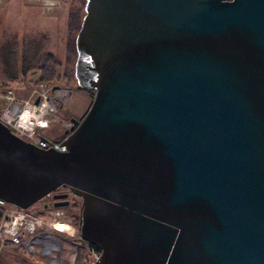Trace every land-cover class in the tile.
Instances as JSON below:
<instances>
[{
	"label": "water",
	"instance_id": "95a60500",
	"mask_svg": "<svg viewBox=\"0 0 264 264\" xmlns=\"http://www.w3.org/2000/svg\"><path fill=\"white\" fill-rule=\"evenodd\" d=\"M75 48L91 104L46 147L0 120V197L79 196L87 264H264V0H85Z\"/></svg>",
	"mask_w": 264,
	"mask_h": 264
},
{
	"label": "built area",
	"instance_id": "2783aa9c",
	"mask_svg": "<svg viewBox=\"0 0 264 264\" xmlns=\"http://www.w3.org/2000/svg\"><path fill=\"white\" fill-rule=\"evenodd\" d=\"M25 81L29 86L24 95L12 86L0 90V120L22 138L39 146H49L51 140L55 139L43 133L42 128L58 118L61 87L42 79ZM71 123L70 118L63 122L66 133ZM0 205V248L24 246L27 249L28 244L32 253H46L51 258H58L61 263L67 261L80 264L77 244L73 238L79 231L61 207L40 210L32 205L23 207L11 203L2 197ZM49 237L54 240H49ZM65 252H69L70 256L67 257L68 253Z\"/></svg>",
	"mask_w": 264,
	"mask_h": 264
},
{
	"label": "rangeland",
	"instance_id": "374dc122",
	"mask_svg": "<svg viewBox=\"0 0 264 264\" xmlns=\"http://www.w3.org/2000/svg\"><path fill=\"white\" fill-rule=\"evenodd\" d=\"M47 1L49 3L45 4L44 0H0V38L3 37L0 43L6 39V42H4L1 48L0 63L3 57L8 60L7 69L17 70V64H14V57L16 58L21 55L20 49L22 42L25 38L28 40L30 37L40 36L42 40H40V42L43 43V50H51L57 56L64 59L66 33L69 31L66 22L67 7L70 0ZM7 42L10 44L9 46H7ZM3 70L4 69H1L0 72ZM32 70L33 69L29 70L27 74H20L14 78L9 75H0V90L12 86L18 90L21 95L26 94L29 85L27 86L25 79H32L28 75ZM52 83L56 87H61L62 91L61 99L58 100V118L43 127L42 132L51 139L59 140L66 134L63 122H65L67 118H70V116L81 118L84 115L93 99L94 89L79 86L75 75L66 79L62 78L58 81H53ZM1 105L2 101L0 98V108ZM64 132L65 134L63 135ZM62 208L66 212L70 210L68 206L63 205ZM71 222L75 228H78V226L74 224L72 218ZM29 252L32 253L31 251ZM42 255H37L38 259L34 258V260H38L39 263L36 261L37 264H42V262H45L43 264H47L46 261H43L44 255ZM15 256L16 255H14V257ZM12 262L14 263V261ZM47 262H50L49 264H71L67 261L62 263L60 261L55 262L54 259L48 255ZM16 264L23 263L18 261Z\"/></svg>",
	"mask_w": 264,
	"mask_h": 264
},
{
	"label": "trees",
	"instance_id": "16d2710c",
	"mask_svg": "<svg viewBox=\"0 0 264 264\" xmlns=\"http://www.w3.org/2000/svg\"><path fill=\"white\" fill-rule=\"evenodd\" d=\"M84 1L85 0H70L68 4L66 22H67V29H69V31H67L66 33L64 59L57 56L51 50H43L42 49L43 43L40 42L41 40L40 36L33 38L30 37L28 39L30 42L25 38L24 39L25 41L23 40L20 49L21 55L16 57L17 60L13 54V57L15 59L14 64L15 65L17 64V70L7 69L6 66L8 60L4 59L3 57V60H1L0 63V70L1 69L4 70L0 72V75L1 76L9 75L14 78L19 76L20 74H27L29 70L33 69L32 71L35 72H30V74H28L30 78L35 80L42 79L49 83H52L53 81H58L62 78L66 79L74 76V60L76 57L75 35L80 26L82 15L84 13V6H83ZM1 39H3V37L0 38V41ZM5 40L0 43V53L2 52L1 48L3 47L4 42H6ZM9 45L10 44H8L7 46ZM64 134L65 132L63 133V135ZM70 196L72 203L71 206H69L70 208L69 212H66L62 208V206L59 207H61L64 210V212L68 216H70V218L73 219L74 224L78 226L80 221V208H81L80 197L72 194H70ZM34 204L35 205H32L33 208L46 210L43 208L40 201H36ZM1 213H2V207L0 205V216ZM78 234L73 238L78 239ZM36 254L30 253L24 246L11 247V248L2 247L0 248V264H16L18 261H20L23 264H28V263L37 264L38 260H34V258L38 257ZM14 255L16 256L14 257ZM12 261H14V263ZM43 261H46L47 264L50 263V262L48 263L47 260L45 259ZM43 263L45 262H42V264Z\"/></svg>",
	"mask_w": 264,
	"mask_h": 264
},
{
	"label": "flooded vegetation",
	"instance_id": "af4514ba",
	"mask_svg": "<svg viewBox=\"0 0 264 264\" xmlns=\"http://www.w3.org/2000/svg\"><path fill=\"white\" fill-rule=\"evenodd\" d=\"M52 141H55V140H52ZM66 189L67 188L65 186H59V187L55 188L54 190H52L46 196L39 199L38 201H40L41 205L45 209L55 207L52 204V201L56 199V197H53V194L60 192V191H64ZM60 198L63 199L64 197H60ZM66 198H68L69 201H68V203L63 204V205L69 207V206H71V203H72L71 196L68 195V196H66ZM63 205H61V206H63ZM74 242H76V244H77V251H78V255H79V259H80L81 264H83V263L87 264L89 262V260L96 257L101 251V249L99 247H97L96 245L86 241L79 234H78V239H74ZM86 250H87V252H86Z\"/></svg>",
	"mask_w": 264,
	"mask_h": 264
},
{
	"label": "bare ground",
	"instance_id": "6f19581e",
	"mask_svg": "<svg viewBox=\"0 0 264 264\" xmlns=\"http://www.w3.org/2000/svg\"><path fill=\"white\" fill-rule=\"evenodd\" d=\"M49 240H54V239H52L51 237H49ZM29 246H30V245L27 244V250H28V251H30V250H29V249H30ZM42 247H44V245H42ZM28 248H29V249H28ZM66 253H68V254H66L67 257L70 256V255H69V252H66ZM37 254H40V253L38 252ZM41 255H42V254H41ZM42 256H43V255H42ZM43 258L47 260V255H46V253L44 254ZM53 259H57L56 261H60V260H58V258H55V257H53Z\"/></svg>",
	"mask_w": 264,
	"mask_h": 264
},
{
	"label": "crops",
	"instance_id": "0c3cea01",
	"mask_svg": "<svg viewBox=\"0 0 264 264\" xmlns=\"http://www.w3.org/2000/svg\"><path fill=\"white\" fill-rule=\"evenodd\" d=\"M44 3L47 4L49 2L47 0H44ZM32 72H34V71H32ZM32 254H34V253H32ZM36 255H39L40 256L41 254H36Z\"/></svg>",
	"mask_w": 264,
	"mask_h": 264
}]
</instances>
